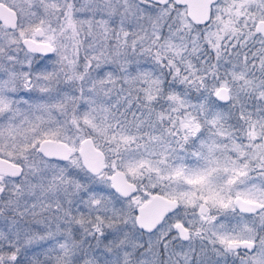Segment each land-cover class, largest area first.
Here are the masks:
<instances>
[{
	"label": "snow or ice",
	"instance_id": "6c2138e0",
	"mask_svg": "<svg viewBox=\"0 0 264 264\" xmlns=\"http://www.w3.org/2000/svg\"><path fill=\"white\" fill-rule=\"evenodd\" d=\"M0 264H264V0H0Z\"/></svg>",
	"mask_w": 264,
	"mask_h": 264
}]
</instances>
